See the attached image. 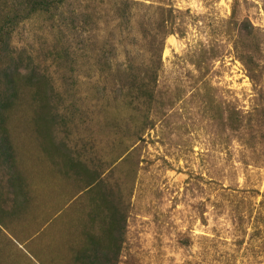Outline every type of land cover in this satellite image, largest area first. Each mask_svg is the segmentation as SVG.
<instances>
[{
    "label": "rangeland",
    "instance_id": "obj_1",
    "mask_svg": "<svg viewBox=\"0 0 264 264\" xmlns=\"http://www.w3.org/2000/svg\"><path fill=\"white\" fill-rule=\"evenodd\" d=\"M0 264H264V0H0Z\"/></svg>",
    "mask_w": 264,
    "mask_h": 264
}]
</instances>
